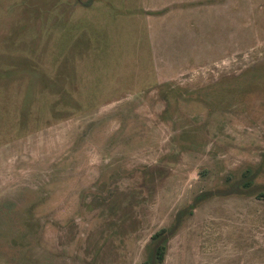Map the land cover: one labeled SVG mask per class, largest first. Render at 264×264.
I'll return each instance as SVG.
<instances>
[{
    "label": "rangeland",
    "instance_id": "1",
    "mask_svg": "<svg viewBox=\"0 0 264 264\" xmlns=\"http://www.w3.org/2000/svg\"><path fill=\"white\" fill-rule=\"evenodd\" d=\"M146 258L264 264V0H0V264Z\"/></svg>",
    "mask_w": 264,
    "mask_h": 264
},
{
    "label": "trees",
    "instance_id": "2",
    "mask_svg": "<svg viewBox=\"0 0 264 264\" xmlns=\"http://www.w3.org/2000/svg\"><path fill=\"white\" fill-rule=\"evenodd\" d=\"M166 227L164 226H160L159 228H157L155 231H153L150 236L157 238L159 241L156 242V244L154 245L153 249H152V258L160 261L162 259V255H163V249H164V234L166 231ZM148 263V259H143L141 262H139V264H147Z\"/></svg>",
    "mask_w": 264,
    "mask_h": 264
}]
</instances>
